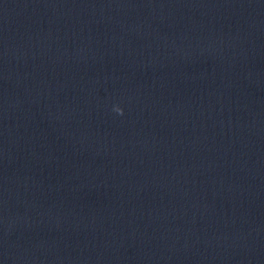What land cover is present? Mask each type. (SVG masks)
<instances>
[{
  "label": "clouds",
  "instance_id": "9594fccd",
  "mask_svg": "<svg viewBox=\"0 0 264 264\" xmlns=\"http://www.w3.org/2000/svg\"><path fill=\"white\" fill-rule=\"evenodd\" d=\"M115 111H117L119 114H122V109L116 108Z\"/></svg>",
  "mask_w": 264,
  "mask_h": 264
}]
</instances>
